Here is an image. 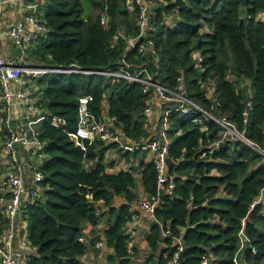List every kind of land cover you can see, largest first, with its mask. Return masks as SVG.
Returning <instances> with one entry per match:
<instances>
[{"label":"trees","instance_id":"obj_1","mask_svg":"<svg viewBox=\"0 0 264 264\" xmlns=\"http://www.w3.org/2000/svg\"><path fill=\"white\" fill-rule=\"evenodd\" d=\"M125 1L48 0L38 8L37 19L50 28L49 34L40 39L31 55L62 67L75 64L104 70L120 65L125 43L112 44L113 34L118 30L127 35L139 32L136 15L127 11ZM163 1L165 5L156 8L152 19L157 58L138 56L135 50L127 61L147 67L155 81L170 88L182 77L187 96L210 111H215L216 101L204 95L201 81L213 77L221 114L264 147V21L258 18L264 12V0ZM106 5L108 29L100 24ZM172 14L178 21L170 26L167 17ZM195 51L204 58L200 67L195 65ZM241 80L249 84L239 86ZM40 82L43 107L48 111L39 133L46 143V160L41 166L45 179L39 197L27 210L29 241L37 249L27 264H84L81 257L102 240L99 235H85L87 224L97 226L108 215L115 217L103 233L107 245L114 248L111 264H170L177 251L174 238L182 239L186 247L182 264H202L205 254H212L220 264H232L245 217L244 232L250 241L244 250L245 262L264 264V200L250 212V204L264 187L259 153L243 142H226L211 158H204L203 146L221 136L218 125L209 122L202 130L194 123L195 114L172 111L168 116L173 139L166 188L170 183L174 188L172 193L165 189L161 196L156 166L140 163L143 186L150 196L159 198V204L148 238L151 253L136 263L125 232L133 213L130 204L136 198V170L109 172L103 160L110 146L97 140L84 150L71 134L78 126L80 98L91 95L89 108L104 120L103 101L110 93L107 112L115 126L128 139L143 143L148 132L145 112L153 89L145 93L141 82L122 77L63 71L47 73ZM249 101L251 108L247 107ZM54 117L63 124L52 125ZM141 154L136 150L126 156L139 158ZM86 161L98 162L88 169ZM115 195H125L129 204L117 212L97 207L100 201L110 205ZM6 224L0 206V244ZM165 230L170 231L169 236L163 235Z\"/></svg>","mask_w":264,"mask_h":264},{"label":"built area","instance_id":"obj_2","mask_svg":"<svg viewBox=\"0 0 264 264\" xmlns=\"http://www.w3.org/2000/svg\"><path fill=\"white\" fill-rule=\"evenodd\" d=\"M12 5L17 8L20 14H23L25 0H0V34L8 35L15 44L21 48H26L33 45L42 36H45L50 28L33 15L23 16L10 30L3 31L1 29L3 16L7 5ZM125 6L130 14L136 15L139 32L136 35H127L124 32L116 31L111 39L112 44H118L119 41H124L126 54L122 58L120 65L110 69H83L76 65L70 67L51 68H34L20 63L14 57L6 56L0 48V90L2 93L3 102L7 106L15 105L17 98H24L25 92L22 90L26 87L30 78H38L52 71L63 72H78L89 74H101L109 77H122L129 81L141 82L144 85L143 92L148 93L150 89L156 94L164 103V119L163 126L165 128L161 138L154 137L148 142L142 144L132 143L118 128L109 126L104 120L98 118L96 114L89 108L88 103L93 99L91 95L82 96L79 100V116L78 126L74 133L71 134L74 142L86 150L87 145H92L97 140L103 142H110L116 144L121 150L126 152H134L136 150H149L154 153L152 162L158 171V193L167 189L172 193L174 184L170 183L166 188L168 182V154H169V141L167 139V129L170 127L168 119L172 111H180L188 114H195L194 123L199 125L201 129L206 130V124L209 122L216 123L220 129L221 136L215 141L204 145L202 148V157L211 158L213 153L219 150L226 142H243L252 150L261 155L262 163L264 165V147L250 139L246 130L240 129L227 116L222 115L220 111V103L216 99L217 82L214 78H207L202 82V89L204 95L216 101L215 111H210L203 108L191 100L186 94L185 82L182 77H178V85L175 88H170L162 85L153 79L149 69L145 66H137L129 63L127 60L130 53L137 50V55L144 57L151 55L157 58L158 52L155 48L152 35L156 28L152 25L153 13L155 11L154 0H126ZM109 6L106 5L104 11L100 16V24L106 29L109 28L110 14ZM29 23L33 27V31L26 29V24ZM195 65L200 67L203 62V56L199 51L195 52ZM201 70L203 68L201 67ZM11 81L18 82L21 90L17 93L13 91ZM248 108L252 107V102L247 104ZM149 109H146V116ZM244 115L248 116V111H244ZM46 114H42L39 118L31 120L28 123V130L23 133H17L10 124L9 120L0 119V131L4 132L5 139L2 147L0 148V155L9 157L10 162L13 164L9 169L4 183L0 190V206L4 215L7 218V224L1 234L0 244V264H14L18 253L14 251L12 246V239L16 230V218L22 213L27 218V210L30 204L34 203L40 195L42 189V182L45 175L41 170L43 164L42 160L45 156L44 148L45 141L39 138V133L35 129L36 124L46 119ZM150 118L147 116V123ZM52 125L59 127L63 124L59 118H52ZM16 144L22 146L32 145L34 147V158L32 159L31 169L33 171L32 185L27 182L26 171L21 164L19 158L16 156ZM35 161V162H34ZM264 200V187L261 189L258 196L255 197L250 204V212ZM141 208L146 210L155 218V210L159 204V198L151 196L148 199L139 201ZM246 217L241 220L242 228L239 236L242 241L240 249L232 258V264H239L238 253L244 247L245 242L250 243L247 238L244 227L246 224ZM163 235L169 236L170 231L165 230ZM83 240V239H81ZM27 241H25L26 243ZM179 238H174L172 245L176 246L177 251L173 255L170 264H180V253L183 251V246ZM106 243L105 239L99 240L95 243V248H101ZM256 253V249L252 248ZM202 264H220L215 262L208 254L202 258ZM24 264H27L25 262ZM88 264V263H86ZM96 264H101L96 263Z\"/></svg>","mask_w":264,"mask_h":264},{"label":"crops","instance_id":"obj_3","mask_svg":"<svg viewBox=\"0 0 264 264\" xmlns=\"http://www.w3.org/2000/svg\"><path fill=\"white\" fill-rule=\"evenodd\" d=\"M159 1L161 2V0ZM47 2L48 0H25L23 14H20L16 7L8 4L6 6L5 13L3 16L1 29L3 31L10 30L23 16L26 15H33L35 17H38L37 16L38 8L40 6H44L45 4H47ZM258 18L264 21V12L259 14ZM177 21H178L177 16L173 14L167 17V23L170 26L174 25ZM26 29L29 31H33V27L29 23L26 24ZM48 34L49 32L45 34V36H42L41 38L48 37ZM40 39L36 41L33 45L24 48V51L28 52L29 58H24V57H14V58H16L20 63L34 68L55 69L62 67L51 63L50 59L48 61H44L35 55H31L32 51L38 47ZM12 43L13 40L8 35L0 34V48L2 52L8 57H13L10 55ZM195 52L193 53V58H195L194 56ZM71 65H75V64H71ZM71 73H78V72H71ZM85 74H89V73H85ZM244 84H249V82L244 80L239 81V86H244ZM11 86L13 91H15V93H17L19 90L22 89L20 88L18 82L16 81H11ZM22 90L25 92V97L17 98V103L11 106H7L3 102L2 93L0 90V119L9 120L11 127L19 134L26 132L28 130L29 121L35 120L39 118V116H41L42 114L48 112L45 109V107H43V103H42L44 87L40 82V77L30 78L28 80L26 87L23 88ZM250 93L252 94V89H250ZM109 99H110V93L105 94V99L103 101L104 108H106L104 114V121L109 126L118 128L115 126L113 119L108 115L107 112ZM147 108L149 109L147 116L150 119L146 126L148 132L144 142H148L154 137L161 138L162 140H164L162 137V134L165 130L163 126L164 111H165L164 103L156 94L153 93L148 100ZM42 123L43 120L39 121L35 126V129L38 131V133H40ZM118 129L122 132L120 128ZM170 129H171V123H170V127L167 129L166 132L169 144H171L173 139V137L169 133ZM177 134H180V132H178ZM4 135H5L4 132L0 131V148L2 147L3 141L5 139ZM130 141L132 143H136L132 140ZM105 143L107 146H110V148H108L104 152L103 163L106 165L107 170L109 172H118L121 170H125V171L136 170V174H135L136 186L133 190L136 194V198L135 201L130 204L133 213L131 215L130 220L126 224L125 232L130 236V239L128 241V250L131 253L134 261L136 263H140L143 262L146 259V257H148V255L151 253L148 238H149V234L151 233L152 224L155 219L151 216L149 212L141 208L139 203L140 200L148 199L151 197L143 186L141 173L139 172L140 171L139 165L143 161L152 162L154 153L149 150L139 149L138 151L142 152L141 157L139 158L127 157L126 151L121 150L118 146L112 147L113 143L110 142H105ZM129 153H133V152H129ZM33 158H34V147L32 145H28V146L19 145V160L21 164H23V167L25 168L27 182L29 185H32L33 171L31 169V164L33 163L32 162ZM45 160H46V156H44L42 162H44ZM97 162L86 161V167L88 169H91L97 164ZM12 165L13 164L10 162L9 157L4 156L2 154L0 155V184L4 183L7 173ZM168 168H169V164H168ZM40 191H42V189ZM127 204H129V202L125 195H115L110 205H106L103 201H100L97 202V207L103 212H106L110 208L115 209L117 212L120 208H122V206ZM114 220L115 217H110L108 215L105 216L97 226H90L89 224H87L85 235L89 238L99 235L101 239H104L103 236L104 231L108 228V226H110L114 222ZM5 227L6 225L4 226V228ZM25 241L27 242L25 243ZM180 241L183 240L180 239ZM241 245H242V241L240 238V247ZM246 245L247 242H245L244 247L239 252V253L243 252L244 264H247L244 259V250L246 249ZM12 246L14 251L18 253V256L16 257L14 264H24L25 262L28 261L30 256L36 254L37 251V249L34 246H32L31 242L29 241L28 221L25 215L22 213L16 218V230H15V235L12 239ZM113 253H114V248L108 246L107 243H105L101 248H95V247L89 248L87 253H85L81 257V260L84 264L86 263L96 264L99 262L101 264H111L109 262V256ZM208 256H210L215 262H219L212 254H208Z\"/></svg>","mask_w":264,"mask_h":264},{"label":"water","instance_id":"obj_4","mask_svg":"<svg viewBox=\"0 0 264 264\" xmlns=\"http://www.w3.org/2000/svg\"><path fill=\"white\" fill-rule=\"evenodd\" d=\"M11 54V56H13V57H24V58H29V54H28V52H26V51H24L23 50V48H21V47H19V46H17L16 44H15V42H13L12 43V46H11V52H10ZM16 156L19 158V145L18 144H16ZM167 163L170 165L171 164V160L168 158L167 159ZM165 193V190H162L161 192H160V194H161V196L163 195ZM181 244H182V246H183V251L180 253V262H181V264H182V262H183V258H184V252H185V249H186V247H185V244L183 243V241H181L180 242ZM247 248H249V243H247V245H246V249Z\"/></svg>","mask_w":264,"mask_h":264},{"label":"rangeland","instance_id":"obj_5","mask_svg":"<svg viewBox=\"0 0 264 264\" xmlns=\"http://www.w3.org/2000/svg\"><path fill=\"white\" fill-rule=\"evenodd\" d=\"M154 3H155V7L157 8V7H163L164 5H165V2L163 1V0H161V2L159 1V0H154ZM156 8H155V10H156ZM216 80H214V82H215ZM238 261H239V264H244V262H243V252H241V253H238Z\"/></svg>","mask_w":264,"mask_h":264}]
</instances>
